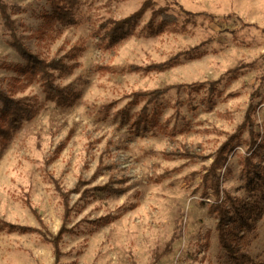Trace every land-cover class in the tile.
Returning a JSON list of instances; mask_svg holds the SVG:
<instances>
[{"label":"rangeland","instance_id":"obj_1","mask_svg":"<svg viewBox=\"0 0 264 264\" xmlns=\"http://www.w3.org/2000/svg\"><path fill=\"white\" fill-rule=\"evenodd\" d=\"M2 1L16 38L61 60L53 84L78 98L57 105L28 83L0 17V89L36 111L0 151V264H264V0H150L214 18L150 37L147 11L116 44L101 26L144 0H77L64 22L49 0ZM194 83L168 89L137 123L145 99L133 93ZM217 197L231 216L249 210V229L226 222L232 253Z\"/></svg>","mask_w":264,"mask_h":264},{"label":"trees","instance_id":"obj_2","mask_svg":"<svg viewBox=\"0 0 264 264\" xmlns=\"http://www.w3.org/2000/svg\"><path fill=\"white\" fill-rule=\"evenodd\" d=\"M49 2L53 7V12L56 16V19L61 22H64V20H69L71 18V11L68 9L76 5L77 0H62L63 4L61 5L59 2H55L54 0H49ZM65 2L66 4L64 5ZM7 10V6L3 3L2 0H0V17L2 20V24L5 30L9 32L12 38L10 46L26 62V66L21 70L23 77L28 80V83H31L37 79L40 80L46 98L50 101L55 102L57 105L67 106L72 104L75 99L78 98V95L73 91H70V93L66 92V90L60 89L56 85H54L53 76L49 72V70L65 71L66 67L64 66V64L61 62V60L58 59L46 60L40 59L37 56L32 55L31 52L26 48L25 44L20 41L18 37L16 38L14 33V22L10 19ZM147 11H150L151 13L149 21L147 22L146 26H144V31L145 34L150 37L158 36L165 30L171 29L179 23H181V27H185L190 23H196L197 19L212 21L214 18L213 15L206 12H189L183 9L180 5H177L175 2H171V4L169 5L155 9V6L150 0H144L140 8L125 19L112 22L113 25H111V22L103 24L101 27L109 28L106 29L104 36L100 37V39H107L108 44H116L120 40L131 36L137 23ZM244 25L255 27L254 24ZM196 49L197 47L192 50L195 51ZM188 54L189 53L185 52L181 55ZM174 63H176V60H168L163 63L150 64L147 67L129 66L128 70L131 72L142 71L145 73L153 71L160 72L170 68L174 65ZM208 84L211 87H213L212 85H214L212 83ZM201 86H203V83H194L189 85H177L162 89H155L153 91L147 92L133 93L132 98L135 102L140 99H145V105L139 114L137 123L141 121L142 125H146V122H149L147 116V107L149 105L155 104L156 101L163 94H165V92L168 91V89L175 88L177 89V91H179L185 87L199 88ZM35 114L36 111L27 102V98H14L13 96L9 95L5 90L0 89V151L8 145L9 141L13 137V134L21 127L22 123L24 121L31 120L35 116ZM220 159L221 154L215 160V165ZM206 177H211V184L215 188H217L218 178L215 172L213 171L212 167ZM216 194H219L218 191H216ZM211 210L215 212L218 217L219 238L221 240V243L223 244V248L226 249L228 252L232 253L234 251V248L228 240V232L227 228L225 227L227 225L226 222H228L233 218V216H235V219L241 220L246 223V227L247 229H249L250 226L248 222L244 221L243 219V213H245L248 208H234V214L233 216H231L232 211L229 210L227 206L222 205V203H220L219 197H217L216 202L214 206H212ZM8 227L12 229H18L17 227H13L11 225H9ZM59 237L60 235H57L55 238L57 239ZM243 259L245 260V262L253 264V262L245 255L243 256Z\"/></svg>","mask_w":264,"mask_h":264}]
</instances>
